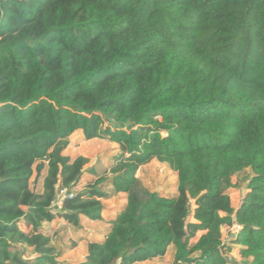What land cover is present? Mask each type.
Listing matches in <instances>:
<instances>
[{
  "label": "trees",
  "instance_id": "trees-1",
  "mask_svg": "<svg viewBox=\"0 0 264 264\" xmlns=\"http://www.w3.org/2000/svg\"><path fill=\"white\" fill-rule=\"evenodd\" d=\"M75 131L119 146L109 172L64 153ZM152 160L176 172L175 194L136 176ZM85 172L97 178L53 207ZM111 193L125 205L70 264H135L170 246L171 264H229L231 244L264 264V0H0V264H57L43 224L101 220Z\"/></svg>",
  "mask_w": 264,
  "mask_h": 264
},
{
  "label": "rangeland",
  "instance_id": "rangeland-1",
  "mask_svg": "<svg viewBox=\"0 0 264 264\" xmlns=\"http://www.w3.org/2000/svg\"><path fill=\"white\" fill-rule=\"evenodd\" d=\"M119 150V146L107 139H85L81 131H75L69 136L68 145L64 150V153L72 157H87L88 162L85 165V169L87 170L94 167L97 174H101L105 170L109 172V163L114 162V157ZM37 164H39L37 165V168L35 165L33 167L35 173V169L42 168V162ZM250 174L249 169H244L231 176L232 187L227 190V193L229 194L231 204L234 208H236L241 202ZM136 176L139 177L141 183L150 191H158L162 195L176 193V172L164 163L152 160L141 166L137 170ZM96 178L97 175L85 172L77 184L75 191L83 189L90 181H93ZM30 186L35 188L31 183V180ZM104 189L108 192L111 191L110 186H105ZM125 203V194L111 193L110 197L102 199L104 209L102 212L103 218L101 220L91 221L87 220V218H82L81 228H74L61 217L57 216L54 218L50 226H44L42 229L48 231L52 244L55 245L57 251H60V255L56 259L57 264H70L80 261L86 253L87 243L92 238L104 236L107 231L108 220L117 215ZM31 230L26 227L23 232L27 235H32L35 233V230ZM45 230H43V233ZM234 233L233 231L228 230L225 225L221 227L222 240L224 242H229L233 238ZM25 250L28 259H32L36 256L31 246H26ZM172 252L173 247H168L166 253L162 257L138 262L136 264H171ZM227 255L230 259L229 264H248L247 260L240 257L238 247L234 244H231V251L227 253Z\"/></svg>",
  "mask_w": 264,
  "mask_h": 264
},
{
  "label": "crops",
  "instance_id": "crops-1",
  "mask_svg": "<svg viewBox=\"0 0 264 264\" xmlns=\"http://www.w3.org/2000/svg\"><path fill=\"white\" fill-rule=\"evenodd\" d=\"M37 163H40V162H36L34 165L36 166V168H37V165H39V164H37ZM44 164H45V162H42V164H41V169H35L36 170V173H35V171L33 170V172H32V177L30 178V180H31V183L33 184V185H35V189H37V190H41V182H42V176H43V174H44ZM82 218H85V217H82ZM81 218V219H82ZM87 220H89V219H87ZM92 221V220H91ZM51 223H52V221L51 222H48V223H45V224H43V227L44 226H50L51 225ZM107 226L109 227V223H107ZM21 227V229H22V231L24 230V228H26V226H24V225H21L20 226ZM42 227V228H43ZM108 227H107V229H108ZM28 228H30V230L32 229L33 231H34V229L32 228V227H28ZM31 230V231H32ZM43 230H45V229H41V232L43 233ZM45 234H48L49 235V233H48V231H46L45 230V232H44ZM51 235H52V233H51ZM105 235V234H104ZM50 236V235H49ZM104 237V236H103ZM103 237H95L94 239H99V240H101V239H103ZM171 247V246H170ZM136 264V263H135Z\"/></svg>",
  "mask_w": 264,
  "mask_h": 264
},
{
  "label": "built area",
  "instance_id": "built-area-1",
  "mask_svg": "<svg viewBox=\"0 0 264 264\" xmlns=\"http://www.w3.org/2000/svg\"><path fill=\"white\" fill-rule=\"evenodd\" d=\"M75 188L76 187H74L73 190H71V191H69L67 188L60 189L58 194H57L56 200L52 203V206L53 207L56 206V207L60 208L62 205L63 199L71 198L73 196V192L75 191ZM238 229H239V226L236 224H233L232 226H230L228 228V230L233 231V233L236 232Z\"/></svg>",
  "mask_w": 264,
  "mask_h": 264
}]
</instances>
